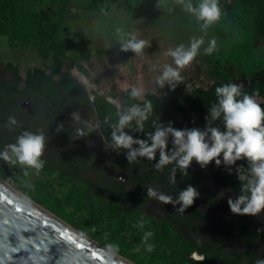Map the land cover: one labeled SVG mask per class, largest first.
Wrapping results in <instances>:
<instances>
[{"label": "flooded vegetation", "instance_id": "af4514ba", "mask_svg": "<svg viewBox=\"0 0 264 264\" xmlns=\"http://www.w3.org/2000/svg\"><path fill=\"white\" fill-rule=\"evenodd\" d=\"M69 63H65L64 69ZM36 67L50 71L51 60L44 66L37 64L28 68L23 76L19 71L22 78L16 89V77L9 61L7 75L0 73V152L6 145L15 143L25 131H42L46 143L39 183L26 180L28 168L0 160L2 180L24 192L36 184L45 186L44 181L62 183L66 196L75 197V208H98L109 225L117 224L120 233L134 228L138 239L147 238L151 245L150 259L158 255L169 259L173 254L185 264H256L257 260H264V212L257 216H236L227 205L229 196L235 199L240 193L235 169L230 175L223 164L216 167L213 162L201 169L193 162L188 175L177 170L173 184L170 171L174 164L165 166L162 171L154 168L159 153L156 160L138 157L128 162L126 150L114 151L111 147V125L118 122L120 113L134 105L126 98V91L133 87L112 91L118 97L114 100L97 90L90 94L80 78L72 74L77 84L70 86L65 79L61 83L62 73H55L53 80L59 86L51 101L29 86L28 71ZM186 81L187 98L178 97L176 101L175 90L165 95L147 93L144 98L138 97L147 101L150 94H156L160 99V107L152 109L145 122V133L153 130V121L172 122L176 128L204 127L206 111L195 107L198 102L189 100L196 99L194 89L197 85L190 80L192 89H187ZM9 117L16 119L17 126L9 125ZM211 123L223 130L221 120ZM125 131L144 138V133ZM237 164L247 171L246 160L237 161ZM45 175L52 179L47 180ZM14 183L21 184L18 188ZM188 184L195 186L200 196L185 212L176 211L179 205L164 204L146 195V189L153 187L175 200ZM110 213H115V220L110 218ZM146 250L136 248L135 256L146 255Z\"/></svg>", "mask_w": 264, "mask_h": 264}, {"label": "rangeland", "instance_id": "374dc122", "mask_svg": "<svg viewBox=\"0 0 264 264\" xmlns=\"http://www.w3.org/2000/svg\"><path fill=\"white\" fill-rule=\"evenodd\" d=\"M192 2L196 5L199 0ZM233 2L234 0H219L221 18L205 35L195 17L183 11L175 0H164L160 8L157 7L158 0H150L145 9L129 6L125 0H70L65 37L70 45L71 55L79 57L76 63L78 66L72 67L70 72L80 78L90 94L97 90L114 100H118V97L112 91L128 87L140 89V98H144L147 93L165 95L170 90L167 85L161 88L157 79L162 74L164 65L175 67L172 58L166 53L180 44L187 47L192 37L203 36L204 44L198 56L189 66L181 69V76L187 80V89L191 88V79L196 81L197 86L205 88L214 83L204 71L207 67L229 68L235 75L233 83L243 86L251 85L257 80L264 83V32L248 28L237 29L230 14ZM118 28L125 35L133 33L139 39L149 42L142 55L121 51ZM217 28L225 34L221 35ZM228 33L231 36L226 37ZM212 39L216 40V50L211 55H205L204 49ZM0 55V73L4 75H7L8 61L18 65L22 76L30 67L50 63V59L31 45L11 47L5 34H0ZM226 60L234 61L237 68L224 64ZM254 98L264 108V99ZM26 174V180L39 183L40 173L35 169L28 168ZM48 178L47 180L52 179ZM44 182L45 186L36 184L26 192L21 191L83 234L136 264H171L164 255L150 259V243H147V238L138 239L134 228L114 233L112 228L116 224L110 226L98 208L77 209L74 207L75 197L66 196L62 183ZM20 184L13 185L18 187ZM139 247L147 249L146 252L143 251L146 255L135 256L136 248Z\"/></svg>", "mask_w": 264, "mask_h": 264}, {"label": "clouds", "instance_id": "9594fccd", "mask_svg": "<svg viewBox=\"0 0 264 264\" xmlns=\"http://www.w3.org/2000/svg\"><path fill=\"white\" fill-rule=\"evenodd\" d=\"M175 3L195 17L205 35L222 15L219 0H199L196 5L192 0H175ZM163 4L164 0H158L157 7L160 8ZM117 33L120 34L121 51H131L139 56L149 43L133 33L125 35L119 28ZM203 44V36L192 37L187 47L180 44L168 50L166 55L172 58L175 67L170 64L164 65L162 74L157 79L161 88L167 85L169 90H175L176 85L183 80L181 69L195 60ZM215 50L216 40L212 39L204 49V54L211 55ZM242 89L243 85L236 83L217 87L215 89L217 102L208 110L203 128H176L172 122L165 124L153 121V130L145 133V122L152 113V103L147 101L143 107L134 104L120 113L118 122L111 125V147L114 151L126 150L125 159L130 163L138 157L156 160L159 153L154 168L162 171L165 166L174 164L170 171V182L173 184L176 182L177 170L182 175H188V169L193 162L201 169L207 168L213 162L216 167L223 164L230 175L235 169V175L240 182V193L235 199L228 197L229 210L236 216H257L264 212V108L254 96L243 93ZM130 95L132 98L140 97L141 91L133 87ZM221 119L223 130L211 123ZM8 122L11 126H17L14 117H9ZM125 129L144 133V138L133 136ZM45 143L46 138L42 131L38 133L25 131L17 137L15 143L5 146L0 152V160L11 165L33 168L39 173L44 166L41 157ZM240 160L247 161L246 172L243 171V165L237 164ZM146 195L164 204H173L174 207L179 205L176 211L185 212L194 205L200 192L195 186L188 184L175 200L153 187L146 189ZM148 250L151 251V246ZM256 264H264V260H257Z\"/></svg>", "mask_w": 264, "mask_h": 264}, {"label": "trees", "instance_id": "16d2710c", "mask_svg": "<svg viewBox=\"0 0 264 264\" xmlns=\"http://www.w3.org/2000/svg\"><path fill=\"white\" fill-rule=\"evenodd\" d=\"M125 2L129 6L134 5L141 9H145L150 4V0H125ZM69 4L70 0H0V34L8 36L11 47L31 45L45 58L51 60L50 71L44 67H36L33 70H29L27 74L30 88L45 95L51 101L54 100L55 90L59 86L53 80L55 73H62L61 83H64V79L65 83L70 86L78 83L75 77L71 75L69 68L78 62L79 57L71 55L69 52L70 45L65 37ZM230 14L232 22L237 29L246 30L248 28L252 31L255 29L264 32V0H234L230 7ZM217 31L221 35L225 34L221 29ZM228 36H231V34H226V37ZM1 60L2 57L0 55ZM66 62L70 63L64 69ZM223 63L237 68L234 61L226 60ZM9 66L14 69L16 89L22 76L19 74L18 65L9 61ZM204 71L214 80V83L208 88L202 85L197 86L194 89V97L196 99L189 100L194 103L198 102L195 107L200 110L204 109L207 116L208 110L217 102L215 89L224 84L233 83L235 75L225 66L220 68L207 67ZM191 81L196 84L195 80L191 79ZM184 84L185 78L176 85V101L178 97L187 98V94L184 92ZM131 89L129 88L126 91V98L130 99V102L143 107L145 102L150 101L153 109L160 107V99L156 94H150L149 100L143 101L138 99V97L132 98L130 95ZM242 91L248 95H257L264 98V83L257 80L251 85H244ZM109 216L113 219L116 215L115 213H110ZM112 229L114 233H119L120 231L117 224ZM129 256L131 257L132 255ZM169 261L171 264H185L182 258H176L173 254L170 255Z\"/></svg>", "mask_w": 264, "mask_h": 264}, {"label": "water", "instance_id": "95a60500", "mask_svg": "<svg viewBox=\"0 0 264 264\" xmlns=\"http://www.w3.org/2000/svg\"><path fill=\"white\" fill-rule=\"evenodd\" d=\"M2 181L0 178V264H136L72 230L61 217L49 214L43 205Z\"/></svg>", "mask_w": 264, "mask_h": 264}, {"label": "bare ground", "instance_id": "6f19581e", "mask_svg": "<svg viewBox=\"0 0 264 264\" xmlns=\"http://www.w3.org/2000/svg\"><path fill=\"white\" fill-rule=\"evenodd\" d=\"M3 183H5L6 185H8V186H11L12 188H15V187H13L10 183H8L7 181H2ZM19 193H20V191H19ZM42 209H44L43 207H42ZM46 212H48L49 214H52L49 210H46V209H44ZM53 215V214H52ZM54 216V215H53ZM62 222L63 223H65L66 224V226H68L69 228H71L72 230H74V231H77L79 234H81L82 236H84V237H86L87 239H90V240H92L89 236H87V235H85V234H83L82 232H80L79 230H77L76 228H74L73 226H71L69 223H67L66 221H63L62 220ZM116 256H118V257H121L119 254H117V253H114ZM122 258V257H121ZM130 263V262H129ZM131 264H134V263H131Z\"/></svg>", "mask_w": 264, "mask_h": 264}, {"label": "snow or ice", "instance_id": "6c2138e0", "mask_svg": "<svg viewBox=\"0 0 264 264\" xmlns=\"http://www.w3.org/2000/svg\"><path fill=\"white\" fill-rule=\"evenodd\" d=\"M9 203H10V201H9ZM62 235H65V234L62 233ZM67 239H68L69 241L75 242V241H74V238L71 237V236H67ZM76 246H77V247H82V245H80V244H77ZM92 255H93V257H96V253H95V252H93Z\"/></svg>", "mask_w": 264, "mask_h": 264}]
</instances>
